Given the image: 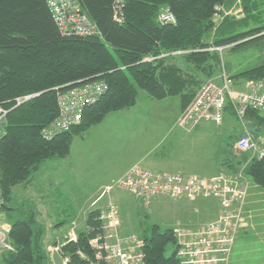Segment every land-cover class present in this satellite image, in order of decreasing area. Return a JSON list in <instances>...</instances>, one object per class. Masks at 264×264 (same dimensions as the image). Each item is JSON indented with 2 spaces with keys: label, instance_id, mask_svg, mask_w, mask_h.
Returning a JSON list of instances; mask_svg holds the SVG:
<instances>
[{
  "label": "trees",
  "instance_id": "trees-1",
  "mask_svg": "<svg viewBox=\"0 0 264 264\" xmlns=\"http://www.w3.org/2000/svg\"><path fill=\"white\" fill-rule=\"evenodd\" d=\"M234 1L123 0L121 14L116 15L115 0H75L98 30L80 35L62 32L47 0H0V104L8 110L7 133L0 139V186L5 201L0 210L9 208L13 187L28 182L43 162L67 157L76 136L83 137L109 113L134 107L139 90L152 99L178 96L184 110L203 77L220 67V52L211 47L237 48L264 36V0H243L245 15L225 18L215 28V6ZM165 8L175 14L176 23L158 20ZM180 50L185 51V62L203 77L175 60ZM147 56L154 59L145 60ZM238 76L264 79V63ZM96 79L106 81L108 87L96 103L86 107L81 123L44 138L42 128L58 114V91ZM27 95L31 97L18 103ZM248 116L264 124L259 112L251 110ZM223 162L237 172L242 160ZM245 171L264 190V157L252 160ZM99 213L97 207L88 212L87 226L98 224ZM44 236L34 210L24 212L23 218L10 223L9 237L16 251L3 252L5 264H50ZM91 237L81 228L77 241L60 245L68 264L96 261ZM145 237V264H182L173 228L154 224ZM170 246L174 247L171 254Z\"/></svg>",
  "mask_w": 264,
  "mask_h": 264
},
{
  "label": "rangeland",
  "instance_id": "rangeland-1",
  "mask_svg": "<svg viewBox=\"0 0 264 264\" xmlns=\"http://www.w3.org/2000/svg\"><path fill=\"white\" fill-rule=\"evenodd\" d=\"M243 4V0H235L229 6L224 2L228 13L214 20L215 28L225 18L243 17L245 15ZM261 7L264 12V3ZM212 39L213 34L208 40ZM218 51L221 56L220 67L213 75L206 78L203 77V73L197 72L192 65L185 62L183 53L178 54L175 60L184 69L201 73L205 79L204 82L217 78L223 72L231 76L236 89H242L247 87V84L257 81L264 82L261 78L238 76L241 72L264 63V36L237 48L227 45ZM176 102H180L178 96L170 97L166 103V101L152 99L145 91L139 90L137 104L127 109L129 111L109 113L101 125L94 127L95 131L91 130L93 148L98 150L95 161L99 168L97 175L85 181L83 185L87 186V182L90 183V187H93L96 182L111 184L113 177L133 163L141 161L140 164L159 171H180L204 176H213L221 171H227L240 175L239 179L241 181L243 179L248 186L245 199L229 207L212 197L206 199L158 198L145 201L128 191L115 188L110 194L111 197L104 196L96 203V199L104 189L100 194H88L82 184L70 182L69 176L68 178L59 177L61 166H55L53 169L48 166L55 162H65L63 158H58L43 162L40 169L32 173L28 182L13 187L12 199L8 203L9 208L0 210V226L7 227L12 221L23 218L24 212L34 210L38 224L44 228V246L51 256L50 264H55L52 253L55 250L59 251L60 245L65 240H70L73 229L76 234L81 228L86 230L88 212L94 207L103 209L109 198H112L119 206L123 225L122 234L138 237L144 241L145 246V236L150 234L154 224L171 228L181 226L195 232L203 231L210 223L229 211L235 214L229 219L233 223L240 219L236 231L230 229L222 238L224 240L225 236L227 238L225 241H228V238L233 236L232 247L222 250L224 246L220 248L213 246L214 250L207 256L204 258L203 255L195 256L193 262L188 264L264 263V190L245 171L249 163L256 158H253L251 153L235 149L238 138L245 130L256 134L264 133V124L261 123V127L258 126L257 120L248 115L241 121L232 111H226L222 125L203 121L193 132L184 131L178 125V129L170 131L169 128L175 121ZM155 113L157 118L153 117L156 120L160 119L161 123L158 133L154 132L149 121L150 116ZM259 115L264 118L263 113L259 112ZM158 141L160 142L157 147L154 150L151 149ZM225 159L234 163L242 160L238 171L233 172L228 165H223ZM104 170L105 174H103ZM242 232H245L243 241H237ZM55 243L58 246H55ZM199 245L203 248V244ZM173 251L174 247L170 246L168 253L171 254ZM0 264H5L3 252H0Z\"/></svg>",
  "mask_w": 264,
  "mask_h": 264
},
{
  "label": "built area",
  "instance_id": "built-area-1",
  "mask_svg": "<svg viewBox=\"0 0 264 264\" xmlns=\"http://www.w3.org/2000/svg\"><path fill=\"white\" fill-rule=\"evenodd\" d=\"M115 1L116 15H120L123 0ZM47 2L63 33L90 35L98 31L95 23L82 12L79 3L75 0H47ZM226 13L228 12L224 4H218L215 6L213 19L216 21L218 18L224 17L222 14L226 15ZM158 20L163 24L176 23V16L168 8H165L161 10ZM223 48L224 46H213L211 50H222ZM175 53L181 54L185 51L180 50ZM152 59H154L153 56L145 58V60ZM107 87L106 81L96 79L59 90L57 94L58 114L55 119L42 128V136L51 139L80 124L86 107L96 103L105 93ZM30 97L27 95L18 98V103ZM230 110H233L237 119L241 121L247 117L251 110L264 114V82L257 81L247 84V87L242 89H236L231 76L226 72L217 78L208 79L182 111L177 125L188 131L193 130L203 121H212L217 125H222L226 111ZM7 114L8 110L0 104V139L7 133ZM235 149L251 153L253 158L262 159L264 157V133L256 134L245 130L238 138ZM239 177L240 175L227 171H221L213 176L186 174L180 171H159L136 163L107 185L99 198L96 199V203L104 196L111 197L112 191L115 188H120L145 201L158 198L206 199L212 197L219 199L222 204L229 207L245 199L247 194L248 186ZM2 201L4 202V197L0 186V206ZM225 213L210 223L203 231L195 232L181 226L173 227V234L178 244L177 256L181 262L191 263L198 255H203L204 258L214 250L213 246H218V248L224 246L222 250L232 247L233 236L228 238V241H225L227 239L225 236L224 240L222 238L226 231L230 229L236 231L240 219L233 223L229 219L235 214L229 211ZM96 220L98 221L97 225L87 226L85 230L92 236L90 245L94 248L96 258L92 264H145L144 241L135 236L122 234L121 213L118 204L112 198L108 199ZM74 230L70 234V240H76L78 237ZM9 231L10 225L0 226V252L16 251L9 237ZM224 241L228 243L225 244ZM200 243L203 244V248L200 247Z\"/></svg>",
  "mask_w": 264,
  "mask_h": 264
},
{
  "label": "crops",
  "instance_id": "crops-1",
  "mask_svg": "<svg viewBox=\"0 0 264 264\" xmlns=\"http://www.w3.org/2000/svg\"><path fill=\"white\" fill-rule=\"evenodd\" d=\"M170 97H166V98L161 99V100L157 99V100L158 101H166V103H167V101H168V99H170ZM179 100H180V102L179 103L176 102L177 104L174 105V108H175V110H174L175 121L172 124V126L169 128L170 131L178 129L177 121H178V118H179L180 114L183 111V108H182V105H181V99L179 98ZM162 107H164V106L162 105ZM126 110L127 109H125V111ZM120 111H122V110H120ZM127 111H129V110H127ZM153 116H155L157 118L156 113L152 114L150 116L149 121H150L151 126H153L152 129H154V132L158 133L159 132L158 129H159L160 125H161L160 119L156 120ZM160 117H161V115H160ZM231 117H233V115H231ZM144 118H146V117H144ZM103 121H102V123H103ZM102 123L100 122V123L90 127L86 131V133L83 135V137L76 136L74 138L72 146H71V151H70L69 155L66 158H63V160L65 162H61V163L55 162V164H53V165L48 164V166L51 167L52 169L55 168V166H61L59 177L68 178V176H69V178H71L70 182L75 183V184H82L83 185L85 181H88L91 177H93L94 175H97V170H98L99 166L97 165V163L95 161V158L98 156V150L93 148V145H92V142H91V130L93 129L92 132L95 131L94 127H97V125L99 126ZM256 123H257L258 126L261 127V125H262L261 123H259L258 121ZM143 124H145V122H143ZM199 125H197L192 131H188V130H186L184 128L183 129H184V131H187V132H193V131H195L198 128ZM159 142L160 141H158L156 143V145L151 147V149L154 150V148L157 147ZM139 162H141V161H138L136 163H139ZM136 163H133V164H136ZM132 165L128 166L124 171L120 172L116 177H113L111 182L114 179H116L119 176H121ZM172 172H177V171H172ZM103 174H105V170L103 171ZM104 184H102L100 182H96L93 187H90V183L87 182V186L83 185V188L86 190V192L88 194H100L101 191L109 183L106 182ZM122 227H123V225H122ZM244 233L245 232H242L238 236L237 241L243 239V237L245 235ZM237 241H236V243H237ZM233 248H234V246H233ZM52 255H53V253H52ZM231 260H232V257H231ZM261 264H264V263L262 262Z\"/></svg>",
  "mask_w": 264,
  "mask_h": 264
},
{
  "label": "water",
  "instance_id": "water-1",
  "mask_svg": "<svg viewBox=\"0 0 264 264\" xmlns=\"http://www.w3.org/2000/svg\"><path fill=\"white\" fill-rule=\"evenodd\" d=\"M52 257H53L55 264H67L65 259L62 257V255L60 254L58 250H55L53 252Z\"/></svg>",
  "mask_w": 264,
  "mask_h": 264
}]
</instances>
